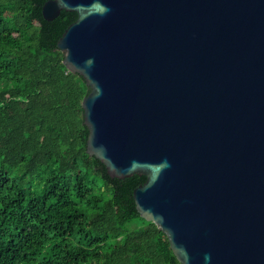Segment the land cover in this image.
I'll return each instance as SVG.
<instances>
[{
	"label": "water",
	"instance_id": "water-1",
	"mask_svg": "<svg viewBox=\"0 0 264 264\" xmlns=\"http://www.w3.org/2000/svg\"><path fill=\"white\" fill-rule=\"evenodd\" d=\"M83 78L87 154L145 176L140 216L181 264H264V0H50Z\"/></svg>",
	"mask_w": 264,
	"mask_h": 264
},
{
	"label": "trees",
	"instance_id": "trees-1",
	"mask_svg": "<svg viewBox=\"0 0 264 264\" xmlns=\"http://www.w3.org/2000/svg\"><path fill=\"white\" fill-rule=\"evenodd\" d=\"M0 0V264H181L133 193L87 154L85 81L57 44L77 14Z\"/></svg>",
	"mask_w": 264,
	"mask_h": 264
}]
</instances>
